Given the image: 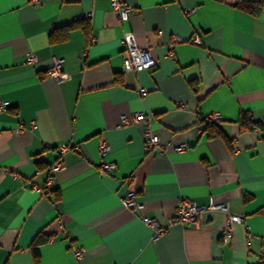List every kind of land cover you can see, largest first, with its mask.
<instances>
[{"label": "crops", "instance_id": "obj_1", "mask_svg": "<svg viewBox=\"0 0 264 264\" xmlns=\"http://www.w3.org/2000/svg\"><path fill=\"white\" fill-rule=\"evenodd\" d=\"M124 1L126 21L110 0H0V264H264V8L253 16L236 0ZM126 41L157 65L126 72ZM54 58L63 59L60 83L47 76ZM136 112L159 136L151 151L143 122L118 128ZM241 112L263 131H242ZM210 114L227 140L209 137ZM62 145L64 167L46 192ZM102 164L113 173L102 176ZM128 190L143 215L122 205ZM181 199H213L244 225L223 243L228 213L181 225ZM142 217L165 233L154 241ZM39 233L50 240L35 260Z\"/></svg>", "mask_w": 264, "mask_h": 264}, {"label": "built area", "instance_id": "obj_2", "mask_svg": "<svg viewBox=\"0 0 264 264\" xmlns=\"http://www.w3.org/2000/svg\"><path fill=\"white\" fill-rule=\"evenodd\" d=\"M33 5L39 3V0H30ZM110 6L113 11H115L121 21H126L130 12L132 11L131 6L124 0H110ZM179 39H175L174 42H178ZM191 42L195 45H200L201 41L198 36H194L191 39ZM126 49L124 53V70L126 72H142L152 69L157 65V61L147 49L138 47L133 41H126ZM169 56H173L172 50L169 53ZM36 62V57L31 54L27 53L25 57V63L27 65H34ZM63 66V59L54 58L53 59V66L48 70L47 76L55 79L57 82H62L65 80V75L62 71ZM140 96H144L146 94L145 90L140 89L138 91ZM8 103L5 101L0 100V114L7 111ZM207 121L218 123L221 121V117L218 114H210L205 117ZM145 124L144 126V144L145 150L151 151L154 147L160 144L159 136L156 132L152 131L149 127V118L145 117L144 113L136 112L130 116L122 115L120 117V123L118 128L125 127L129 124H137L142 123ZM21 130V129H20ZM258 130V129H254ZM187 147L185 145H181L177 147V151H183ZM69 150V147L66 145H62L59 147V158L50 166L49 168V175L50 177L46 181L45 184V191L50 192L52 187V175L56 172L61 170L64 167L63 162V155ZM109 147L106 143L102 142L99 145V152L101 155H105L109 151ZM115 166L113 164H102L100 166L99 172L102 176L111 175L114 171ZM122 205L137 213L138 215H143L144 205L138 199V196L133 191H126L123 196L121 197ZM212 211H222L224 213H228V219L226 228L222 234V241L223 243H230L232 239V227L236 225H244V217L236 214L229 213L228 207L223 204L215 203L213 199H210V202L207 206H199L197 203L187 200L181 199L178 202L176 214H175V223H179L181 225H196L199 220L200 216L206 212ZM142 222L146 225L151 227L154 232L153 239L154 241L157 240L165 233L164 228H160L157 222L154 219L142 217ZM247 230V243L250 245L252 237L249 234V229L246 227ZM72 252L75 258H80L82 256L81 249L76 247H72Z\"/></svg>", "mask_w": 264, "mask_h": 264}, {"label": "trees", "instance_id": "obj_3", "mask_svg": "<svg viewBox=\"0 0 264 264\" xmlns=\"http://www.w3.org/2000/svg\"><path fill=\"white\" fill-rule=\"evenodd\" d=\"M234 7L244 11L250 15L257 16L262 9L264 8V0H236ZM80 20L75 21L74 23H78ZM74 24L67 25L61 29L67 31L70 30L71 27ZM56 38L54 33L50 35V42H55ZM206 121V131L209 133V137L214 138V137H221L223 139L227 138L225 137L224 133L221 131V129L217 126L218 123ZM239 125L242 131H252L255 128L258 130L263 131V127L253 119L252 115L248 112H241L240 117H239ZM50 240L49 236L44 235L43 233H39L35 239L32 242L31 245V250L32 254L34 256V259L37 260L39 257V247L46 242Z\"/></svg>", "mask_w": 264, "mask_h": 264}]
</instances>
